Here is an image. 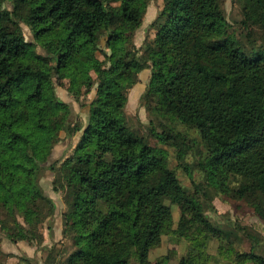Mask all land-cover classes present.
<instances>
[{"label":"trees","instance_id":"obj_1","mask_svg":"<svg viewBox=\"0 0 264 264\" xmlns=\"http://www.w3.org/2000/svg\"><path fill=\"white\" fill-rule=\"evenodd\" d=\"M151 1L0 0V215L14 221L10 227L0 220V232L11 242L35 244L47 255L44 264H54V249L42 246L37 226L54 217L56 206L40 175L46 168L55 172L57 162L50 161L62 131L81 133L62 161L71 193L61 220L76 248L64 264H130L132 258L151 264L149 252L169 233L186 237L194 264H206L209 239L224 242L163 150L125 123L126 93L143 70L149 79L140 102L155 118L195 130L207 183L245 201L264 225V49L245 51L240 39H230L221 0H164L150 24L152 40L129 46ZM239 1L243 37L255 48L249 28L264 31V0ZM20 23L30 28L32 41ZM58 87L87 108L85 124L71 128V105L57 95ZM163 126L152 134L177 148L182 161L187 137ZM195 189L207 199L202 187ZM166 202L186 209L176 230ZM220 249L235 264H264L253 250L226 243Z\"/></svg>","mask_w":264,"mask_h":264},{"label":"rangeland","instance_id":"obj_2","mask_svg":"<svg viewBox=\"0 0 264 264\" xmlns=\"http://www.w3.org/2000/svg\"><path fill=\"white\" fill-rule=\"evenodd\" d=\"M163 5L164 0H153L150 2L144 16L143 24L137 30L132 41L129 42V46L134 45V47L139 48L144 38H146L147 41L152 40L154 30L151 28L152 25L150 24L155 20V17L160 12ZM4 6L9 10H12L10 2H6ZM221 8L227 22L228 33L230 34L231 40L236 41L240 39L245 51H256L260 48L264 49V31L258 26H252L249 28L251 32L249 40L254 43L255 48H248L251 44L244 39V28L240 24L243 19V3L241 1L221 0ZM20 27L24 37L27 40L32 41L33 37L30 28L24 23H20ZM37 51L43 53L39 47H37ZM97 57L100 60H103L104 58L100 53L97 54ZM91 75L94 78V75ZM148 79L149 71H141L139 74V83L126 93L127 103L122 110V116L126 125L138 136L145 139L151 147L163 150L166 154L169 168L174 171L182 187L189 195L199 199V201L204 204L207 220H209L214 227L223 232L224 242L217 238L209 239L205 249V254L208 256L206 264H235L231 260L230 255L220 249V245L223 246L225 243L237 251L248 253L253 250L257 254L264 256V225L254 213V210L245 201L236 200L224 195L207 183L205 174L198 165L201 159L200 154L204 152V148L199 143L200 140L197 132L192 129H187L177 122L172 123L165 119L155 118L151 112H149L148 106H145L144 103L140 102V97ZM57 95L60 98L72 101L64 87L57 88ZM93 98L94 90L82 99V102L86 104ZM150 104H154V102H151ZM70 105L71 115L69 122L71 128L73 125L82 126L85 124L87 120V108H81L78 104L74 103H71ZM164 124L173 126L177 132L185 135L189 141V148L186 150L182 161L178 159L177 148L160 143L152 134L151 128H155L156 132H161ZM80 134L81 133L78 132L74 136L68 137L64 131L60 133V140L52 152V156L58 158L56 161H52V163L57 162L55 166L56 173L54 172L56 174V179L54 173L51 174V177L46 178L42 176L40 178V184L43 191L55 201L54 203L56 206L55 221H58V224L55 225L56 242L53 244L54 250L52 252V257L55 258L54 264H64L68 257L76 250L72 242L71 234L63 231L61 220V213L66 210L64 204L65 197L71 193V187L66 183V168L62 165V161L66 156L72 154ZM60 154L62 155L59 157ZM182 165H185L188 170L185 171ZM59 176L60 180L57 179ZM235 185L236 183H234V180H229L230 187H234ZM55 186L57 188L56 191H54ZM196 186L204 189L207 199H205L201 193H197L195 189ZM166 204L171 208L172 212V229L176 230L179 221L185 216L186 209L184 206L178 204H171L169 202H166ZM6 218L7 217L0 215V220L3 224L9 226L12 223L13 225L14 221L12 219L9 221V219ZM5 219L8 221H5ZM47 221L37 226V236L40 235L43 238V241L47 235L44 228V224ZM44 255L47 256L45 252ZM164 256H168L169 258L166 264H179L181 259H186L189 264L195 263V258L191 251V243L186 237L175 233H169L162 237L161 243L149 252V261L151 264H155ZM130 264L138 263L135 258H132Z\"/></svg>","mask_w":264,"mask_h":264},{"label":"crops","instance_id":"obj_3","mask_svg":"<svg viewBox=\"0 0 264 264\" xmlns=\"http://www.w3.org/2000/svg\"><path fill=\"white\" fill-rule=\"evenodd\" d=\"M61 99L67 103H73L71 102V100L64 98ZM54 158L52 156L50 163L54 160ZM51 174L52 173L48 170V168H46L41 172L40 178L42 176L46 178L51 177ZM6 219H9L10 221V218L8 217ZM6 219L5 221H8ZM55 219L56 215H54L53 218H51L44 224L45 232L47 234L42 244V246L44 247L49 248L56 242L55 225L58 224V221H55ZM9 226L13 227L12 223ZM44 258V253L35 244H29L24 241L11 242L10 240L2 236L0 232V264H44Z\"/></svg>","mask_w":264,"mask_h":264}]
</instances>
